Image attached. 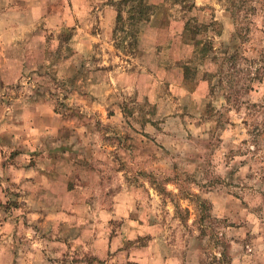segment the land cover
Returning a JSON list of instances; mask_svg holds the SVG:
<instances>
[{
	"label": "clouds",
	"instance_id": "obj_1",
	"mask_svg": "<svg viewBox=\"0 0 264 264\" xmlns=\"http://www.w3.org/2000/svg\"><path fill=\"white\" fill-rule=\"evenodd\" d=\"M122 2L0 0V264H264V0ZM213 13L241 60L193 96L182 26Z\"/></svg>",
	"mask_w": 264,
	"mask_h": 264
},
{
	"label": "rangeland",
	"instance_id": "obj_2",
	"mask_svg": "<svg viewBox=\"0 0 264 264\" xmlns=\"http://www.w3.org/2000/svg\"><path fill=\"white\" fill-rule=\"evenodd\" d=\"M148 5H151L150 11L152 12L157 5L155 4V0H145ZM220 0H209V3L207 4V8H213L215 3H219ZM122 8H127L129 10V6L126 4L121 5ZM185 8L189 11L191 10L187 4H185ZM204 9H201L203 11ZM129 15L131 14L130 11ZM204 19L203 17H196L193 16L188 19V21L182 26L183 35L185 37L184 43L186 44H194V51L192 53L191 59L187 62H184L182 60L176 61V66L178 69H182V76L183 79L186 81H192L197 80L199 83L197 84L196 89L193 91V96H196L199 92L202 86L206 84L207 78L209 77V73H204L203 78L200 76V69L199 65L203 64L206 60L211 57V60L213 63L219 62L221 65H229L231 68L230 62L223 63L225 60L221 59L222 57H228L229 54L227 51L232 52V49L236 46L234 44H228L225 45L223 42H221V47L219 49L216 48V36L222 35L224 25L216 19L215 14L213 13L212 20L208 23H201V20ZM168 26L171 27V22H168ZM212 33H215V36L211 35ZM199 37V39H197ZM238 51V57H237V65L240 63L241 60V54L239 49ZM223 69L221 68V72ZM240 70L238 69L237 72ZM213 79H215V76H212ZM223 79V77H222ZM255 81L260 82L262 85H264V74L261 73V70L259 73H256L254 77ZM250 87H254V85H250ZM37 92L39 94V89H37ZM65 99H68L65 97ZM100 111V120L98 121V128L99 130L100 126H103L105 124V119L108 121H113L118 117V113L113 110L111 113L106 112L104 109H99ZM158 111V109H157ZM187 111V110H185ZM204 112L206 115H212L213 114V105L211 102H209L207 105H205ZM128 116H131V111L127 112ZM221 123L226 124L227 121L221 120ZM243 123H247L246 121ZM71 121L66 120L64 127L60 130V139L66 140L68 136L71 134V127H70ZM143 127V123H142ZM133 131H136L135 129ZM252 131L256 134H259L258 127L254 126ZM228 131L226 130L223 135H228ZM143 135H148V132L145 131ZM110 137L105 136V139H109ZM132 136L129 133H124L123 136H117L116 139L120 141L121 144H125L126 142H130L132 140ZM67 150V149H63ZM53 154V153H50ZM15 156L16 153H13ZM234 159H238L237 157H234ZM14 195L18 196V193H15ZM11 206L13 207H19L20 205L16 201L10 202ZM180 206L184 207V201L180 202ZM4 212L9 211V207L5 206L3 209ZM187 211L189 212V219H191V208H188ZM25 225H27V221H24ZM48 241L52 243L57 244H65L67 243L66 240L61 239L60 237H53L48 236ZM50 260V258H47ZM91 264V260L89 258V255L87 253L84 254V257L81 259L79 256H77L74 260V264Z\"/></svg>",
	"mask_w": 264,
	"mask_h": 264
},
{
	"label": "trees",
	"instance_id": "obj_3",
	"mask_svg": "<svg viewBox=\"0 0 264 264\" xmlns=\"http://www.w3.org/2000/svg\"><path fill=\"white\" fill-rule=\"evenodd\" d=\"M122 4H126L129 6V10L131 12L130 18L136 19L138 16H143L147 13H151L150 8L151 5H148L145 0H140L139 3L136 2V0H123ZM228 57H222L221 59L225 60L223 63L230 62L231 68L236 69L237 66V57H238V51H232L229 52ZM238 71V69H237ZM260 70H257V73H259Z\"/></svg>",
	"mask_w": 264,
	"mask_h": 264
}]
</instances>
